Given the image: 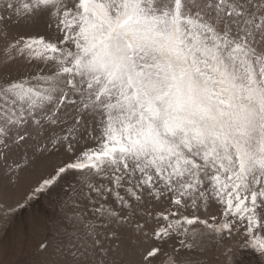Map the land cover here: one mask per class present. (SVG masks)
<instances>
[{"label":"snow or ice","instance_id":"1","mask_svg":"<svg viewBox=\"0 0 264 264\" xmlns=\"http://www.w3.org/2000/svg\"><path fill=\"white\" fill-rule=\"evenodd\" d=\"M0 37L37 66L0 82V160L53 129L36 151L70 159L27 200L62 189L68 264H198L176 256L233 235L264 264V0H0ZM127 232L139 259L110 258Z\"/></svg>","mask_w":264,"mask_h":264},{"label":"rangeland","instance_id":"2","mask_svg":"<svg viewBox=\"0 0 264 264\" xmlns=\"http://www.w3.org/2000/svg\"><path fill=\"white\" fill-rule=\"evenodd\" d=\"M10 32L22 36L46 35L48 29L44 20H38L30 26L13 25L10 27ZM4 48L5 41L0 37V82H3L5 76L15 79L19 76L35 74L37 66H29L23 60L5 63ZM52 131L53 129H49L39 142L29 141L27 146L14 147L4 160H0V264H68L80 258L71 255L69 252L71 245L68 241L74 232L77 235L83 234V225L69 221L76 212L71 207L63 206L66 197L63 196L62 189L56 187L52 191L37 194L31 201L27 200L39 182L53 174L54 169L62 162L70 159L63 148L43 154L36 151L35 145L46 142ZM13 160L24 165L13 177L14 183L10 182L9 176L12 174L5 168V164L12 163ZM72 179L67 177L64 183ZM20 203H24L25 207H18ZM216 208L217 205L213 203L212 211L215 212ZM5 210L9 213L7 218L4 216ZM129 236L130 232L123 234L118 252L115 250L114 242L105 241L107 247L114 249L110 258L118 261L139 259L134 252V246L129 241ZM240 240V236L233 235L231 239L226 238L217 246L209 239L200 249L191 252L181 250L176 259H180L183 255L197 261L198 264H228L225 249L231 247L234 260H242L243 264H259L254 252L244 251L242 255L237 252L236 245ZM41 243L47 245L46 250H40ZM173 245L179 247L176 240L170 241L163 247L165 251L171 252Z\"/></svg>","mask_w":264,"mask_h":264}]
</instances>
